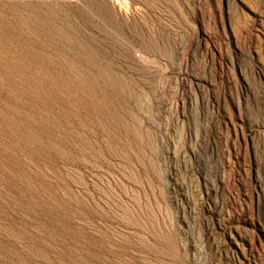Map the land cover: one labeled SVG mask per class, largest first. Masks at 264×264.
I'll list each match as a JSON object with an SVG mask.
<instances>
[{"label": "rangeland", "instance_id": "rangeland-1", "mask_svg": "<svg viewBox=\"0 0 264 264\" xmlns=\"http://www.w3.org/2000/svg\"><path fill=\"white\" fill-rule=\"evenodd\" d=\"M0 264H264V0H0Z\"/></svg>", "mask_w": 264, "mask_h": 264}, {"label": "bare ground", "instance_id": "bare-ground-1", "mask_svg": "<svg viewBox=\"0 0 264 264\" xmlns=\"http://www.w3.org/2000/svg\"><path fill=\"white\" fill-rule=\"evenodd\" d=\"M9 87H10V86H9ZM9 87H8V88H9ZM15 88H16V87H15ZM11 89H12V88H11ZM2 102H3V101H2ZM2 107H3V106H2ZM11 126H12V125H11ZM34 129H35V128H34ZM37 131H38V130H37ZM17 136H18V135H17Z\"/></svg>", "mask_w": 264, "mask_h": 264}]
</instances>
